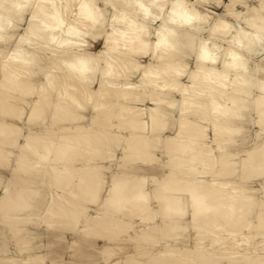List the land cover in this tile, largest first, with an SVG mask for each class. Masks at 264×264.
Wrapping results in <instances>:
<instances>
[{
	"label": "clouds",
	"instance_id": "obj_1",
	"mask_svg": "<svg viewBox=\"0 0 264 264\" xmlns=\"http://www.w3.org/2000/svg\"><path fill=\"white\" fill-rule=\"evenodd\" d=\"M0 264H264V0H0Z\"/></svg>",
	"mask_w": 264,
	"mask_h": 264
}]
</instances>
